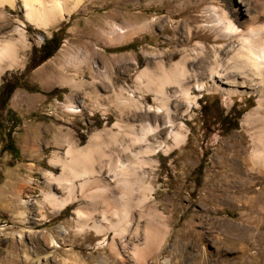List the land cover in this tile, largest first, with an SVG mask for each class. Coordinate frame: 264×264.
Segmentation results:
<instances>
[{"label": "rangeland", "instance_id": "374dc122", "mask_svg": "<svg viewBox=\"0 0 264 264\" xmlns=\"http://www.w3.org/2000/svg\"><path fill=\"white\" fill-rule=\"evenodd\" d=\"M239 2L85 0L48 28H36L26 20L21 0L0 8V44L14 45L17 54L15 65H7L0 75V86L5 77L13 76L17 81L22 76L28 83L9 102L21 120L12 135L18 157L1 152L0 136V264H61L63 259L68 264H103L111 255L115 233L108 227L121 219L116 203L108 209L105 204L112 202L108 198L98 203L100 208L95 210V204L89 210L87 202L79 199L65 209H54L46 200L53 193L60 199L69 196L64 187L58 190L50 176H61L58 161L65 160L70 147L84 150L97 137L101 148L91 155V162L98 173L91 178L104 183L107 197L118 194L121 186L107 176L106 156L115 165H135L141 178V188L131 194L129 203L130 235L116 234L122 264H264V128L260 123L264 105L259 110V81L249 79L242 88L243 81L236 75L234 87H228L211 75L218 65L219 71L232 67L230 46L216 42L213 30L222 27L218 16L243 7ZM244 2L239 32L246 34L252 20L264 26V0ZM130 27V38L109 39L113 28ZM53 38L60 42L59 50L34 69L36 51ZM181 62L190 71L187 80L181 78L190 97L185 98L176 82L166 88L171 96L167 104L158 102L155 75ZM127 99L135 102L127 104ZM160 108H169L172 124L161 131L164 135L157 134L152 162L141 165L131 150L130 130L145 123L141 114L161 116L156 114ZM112 132L117 134L115 139H110ZM175 134L184 142L175 141ZM91 178L89 184L95 182ZM76 188L79 198L81 189ZM91 221L105 224L108 242L99 244L104 237L95 234ZM52 239L60 248L51 247ZM134 245H139L142 257L136 258ZM110 262H114L111 257Z\"/></svg>", "mask_w": 264, "mask_h": 264}, {"label": "bare ground", "instance_id": "6f19581e", "mask_svg": "<svg viewBox=\"0 0 264 264\" xmlns=\"http://www.w3.org/2000/svg\"><path fill=\"white\" fill-rule=\"evenodd\" d=\"M84 1L85 0H69L68 3H65V2H62V1H55V0H21L22 4L24 6V9H25V17H26V20L30 24L36 26V28H48L51 25L56 24V22L58 20H60V19L62 20V18H64L65 15H70L72 12H74L75 10H77V8ZM14 3H13V0H0V8H3L4 6H7V5L13 7L14 6ZM239 3L241 5H243V7L245 8V5L246 4H245L244 0H241V2H239ZM243 7L242 8L241 7H238L235 10H233V12H229V13L228 12H224L222 14V16L221 15L218 16V18H219L218 24L221 25L222 27L221 28H219V27H217V28L215 27L214 28L213 31L216 32V34L218 35L217 36V39L215 38L216 39L215 41L218 42V43L225 42V43H227V46H230L229 53H232V56L229 59L228 64H231V63H233V64H232V67H229L228 69L227 68H224V70L222 69V71H219V68H221V66L218 65V66H216V68H213L212 69V71H211L212 74L211 75H212V77L215 76L214 79H216V80L218 79V82H220L222 85H225V86H228V87H234V84H233L234 82L232 81V77L234 78V77H236V75L237 76L239 75V77L243 81L241 83L242 88H246L247 87L246 84H247V81H249V79H254V78L257 79L259 81V83L257 85L258 86L257 89L261 92V95H262V97L258 101L259 110H260L263 107V105H264V26H257V25H255L256 24V21H255L256 19H255V20H252V22H251L252 25L249 26V28L247 29V31H245L246 34L244 32H239L240 31V27L239 26L244 25V23H243V17H244V15L246 13L245 12V9H243ZM141 28L143 29V27H141ZM141 28H140V30L142 31ZM132 32L133 31H132L131 27H130V29H127V30L126 29H120V28H113L112 32L109 35V39L110 40H113V41L114 40L115 41L118 40V41H121L122 42L123 40H126V39L130 38L131 35H132ZM235 43L237 45H235ZM13 46L11 44H6V45L0 44V75L4 72L5 67L7 65L14 66L15 63H16V59H17L16 58V55L17 54L15 53V48H14L15 46L14 47ZM221 49H222V47H221ZM218 58H220V57H218ZM215 60H214V62H215ZM184 66H185V64L181 62V63L176 64V66H175L176 68L171 69V70H162V72L159 75L158 74L155 75V80L154 81H156V83H157V88H156V94H155V96H156V99H157L158 102L160 101L162 103L167 104L168 100L170 99L169 97H171V96H170V94L168 96V94L166 92V88L171 83H176V82H177V85L180 86L179 91L181 89V91L184 94L185 98H187L189 96L188 95V91H190V90L187 87H184L183 85H182L183 87L181 86V81L185 80V78L190 75V71L186 67H184ZM199 70L198 71H194L193 73L199 72ZM231 70L234 72L233 73L234 75L231 73ZM195 75H198V73L195 74ZM198 77H199V75H198ZM181 78H184V79L182 80ZM195 79H197V78H195ZM186 80H187V78H186ZM183 84L185 85V83H183ZM255 87H256V85H255ZM203 88H204V86L202 84L197 89H199L200 91H202V90H204ZM124 96L125 95H123V97ZM125 101H126L127 104H130V103H134L135 102V101H133L131 99H127ZM139 102H141V101H139ZM69 109L72 112H74V113H78L79 112V111H77L73 107H70ZM136 109H137V107H136ZM151 109L152 108H149L148 109V112L151 113L152 112ZM160 109H158L156 111V114L157 115H161V116H159V117H156V116L152 117V114H149V115H142L141 114L140 120H141V122H145V123H141L140 126L137 129L134 128L135 126L134 127H131V130H130V133L131 134L130 135H133L132 136L133 138H131V139L133 140L132 142L134 143L132 145L131 150H133V152H134V159H135V161L141 163V165H145V164H148V163H151L152 162L151 153L153 151H155V149H154V146L155 145H154L153 142L157 138V134H159V133L163 134L162 132L164 131V129L170 128V127H166V126L172 124V121H171V118H170V114L171 113L169 112V108L168 109L167 108H160ZM144 113H145V111H144ZM139 115H140V113H139ZM162 115H163V117H162ZM258 115H260V114H258ZM137 118H139V117H137ZM137 118H135V120ZM251 119H252V116L249 117V121H251ZM261 120L263 122H260V123L263 124L262 126L264 128V114H263V117L261 118ZM138 122H136V123H138ZM136 123H135V125H136ZM130 125L131 124H129V126ZM162 127H165V128H162ZM109 136H110V139H115L117 137V134H115V133L112 132V133H110ZM166 139H165V141H166ZM172 139H173V136H172ZM183 139L184 138H181V137H179L178 135L175 134L174 140L177 141L178 143L184 142ZM128 140L129 139H127V142H128ZM158 140H156V141H158ZM124 143L126 144V142H124ZM159 143H160V141H159ZM100 148L101 147L99 146V138L98 137L92 139L91 142L89 143V145L86 146V148L84 150L77 151L74 148H71L70 147V149L66 153L65 160H60V162L58 161V163H60L62 165V170H63L62 172L63 173L61 174V176H59V177L50 176V181H52L55 185L58 186V190H60L61 188L64 187L69 192V196L67 198H65V199H60L57 196L56 193H53L51 195H47L46 196V200H47V202L54 209L55 208L65 209L71 202H77V201H79V199H81L82 201L85 200V202H87L89 210H92V208L95 207L94 206L95 204L98 205V207L97 206L95 207V210L98 209V208H100V206H99L98 203L101 204L102 203L101 201H106L107 202V200H105V199H108V198L112 201L110 203L108 202V203L105 204L106 206L108 205L107 206L108 209H109V206L112 205L111 203H114V204L116 203L115 205H117L118 208H121V211L118 210L119 211V216H120L121 219H120V221H118L116 219L118 222L112 224L111 226L109 225V227H108L109 230H111V231H113L115 233V235L113 237V240H112V242L110 244V252H111L110 254L111 255L109 257H107L106 259L105 258L104 259L102 258L103 260L102 259L101 260H102V263L103 264H122L120 262V260L124 259L123 258V255H122L123 252L121 253V250L118 247V243H117V239H116V236L117 235L116 234L119 233L121 235H124L125 233H127V234L130 233L129 230H128L129 229L128 221H129V217H130V214H131L130 213L131 211L129 209L130 208L129 207V205H130L129 203L131 202V194L134 191H136L137 188H141V178L139 176L140 174L138 175L139 171H137L138 169L135 167V165L129 166L128 165V162H127V165L128 166H126L124 164L115 165L113 163L114 160H112L113 158H111L110 156H106L108 158V165H107V168L105 167L106 165L104 167L108 170L107 176L112 177L113 182L118 181L119 184H120V186H121V190H120V192L118 194L116 193V195H112L111 196L110 193H112V192H110L109 194L108 193L107 194L109 196H111V197H107L106 194H105L106 193V190H107V187L104 186V183L102 182L103 185H101L99 179L98 180H95L93 178L94 180H92V178H91V177L94 176V174L98 173V172L95 171L96 169H94L93 163L91 162V160H92L91 159V157H92L91 155H93V153H95ZM128 149H129V147L126 148V149H124L123 151L126 152ZM261 154L263 156L262 157V160L264 162V149H263V151H262ZM123 156H126V155H123ZM122 159H124V158H122ZM143 167H145V166H143ZM100 168L103 169V165ZM103 171H105V169ZM65 172H67V174ZM105 172L107 173V171H105ZM128 172H130L133 176H135V178H132L130 176L131 174H129ZM97 175H95V176H97ZM145 177H146V175H145ZM90 178H91L92 181H95V182L92 183V181H91L90 183H92V184H89L88 182H89V179ZM144 179H146V178L143 177V180ZM104 180H105V178H104ZM105 184H107V183H105ZM108 184H109V182H108ZM76 187H78V188L81 189V192L79 190L80 194H78L79 195L78 196L79 198H77L76 195H75V190H77ZM111 189H112V187L110 188V191H111ZM92 190H94V193H91ZM116 192H117V190H116ZM145 199L146 198H144V200L142 199L143 201L141 200V202L144 203ZM141 202H140V204H141ZM132 206H133V204L131 205V207ZM85 209H87V208H85ZM156 210L157 209H155V211ZM83 211L86 212L85 210H83ZM90 212H92V211H90ZM95 212L96 211H94L93 213H95ZM87 213H85V214H87ZM115 213H116V211H115ZM152 213H154V212H152ZM155 214H157V213H155ZM135 216H137V215H135ZM152 216H154V215H152ZM155 217H156V215H155ZM142 218H144V217H142ZM132 219H131V222H132ZM162 219H164V217ZM96 221H94V222H96ZM103 221L105 223V220H103ZM148 222H151V221H148ZM148 222L146 224H149ZM91 223H92V227L91 226H89V227H91V229L95 232V234L96 235H99L100 237H104V240L100 241L99 244L101 245V244H104V243L108 242V238H107V234H106V229L107 228L106 229L103 228V226L105 224L103 225V224H99V223H93L92 221H91ZM108 223H109V221H108ZM154 223L157 224L156 221H154ZM89 224H90V222H89ZM151 224H153V222L150 223V225ZM158 225L159 224H157L156 226L158 227ZM137 227H139V226H137ZM153 228H155V227H153ZM146 229H149V227H147ZM155 230H157V229H155ZM135 232H137V231H135ZM159 232H161V231H159ZM165 232H166V229H165ZM145 233L147 234V232H145ZM153 233H155V232H153ZM149 234H150V236L154 235V234L151 235L150 232H149ZM156 234H157V232H156ZM134 235H136V234H134ZM163 235H165V234H163ZM125 237H127V236H125ZM134 238L135 237H133V239ZM153 238H155V236ZM165 238H166V236H165ZM47 239H45V240H47ZM144 239H146V238H144ZM149 240H153V239H149ZM154 241H155V239H154ZM45 242L46 243L47 242L49 243V241H45ZM137 242H139V241H137ZM145 242H147V241L145 240ZM148 243H150V241ZM161 244H162V242L160 243L159 246H161ZM50 245L55 250L58 249V248H60V246L58 245V243L54 239L51 240ZM122 246H124V245H122ZM137 246H139V245H137ZM137 246L134 245V247H132V251L134 252L135 255H137V254L140 253L139 252L140 250L137 248ZM126 247H124L123 250H125ZM146 248L148 249V247H146ZM128 249H131V248L128 247ZM149 250H151V249H149ZM133 252L131 254H133ZM142 252H143V250H142ZM127 253H129V252H127ZM140 254L138 255L139 257L137 256L136 258L142 257V256H140ZM98 256H101V253H100V255L98 254ZM148 256H147V258H148ZM110 257L114 259V262H110ZM147 258H145V259H147ZM138 261H140V263H141V261H143V260H140L139 259ZM68 262H69V260L63 259L62 262H61V264H68ZM145 262H146V260H145ZM143 264H145V263H143Z\"/></svg>", "mask_w": 264, "mask_h": 264}, {"label": "trees", "instance_id": "16d2710c", "mask_svg": "<svg viewBox=\"0 0 264 264\" xmlns=\"http://www.w3.org/2000/svg\"><path fill=\"white\" fill-rule=\"evenodd\" d=\"M53 45L55 46L54 49H52ZM59 48L60 42L56 41V38L45 43L40 51H36L34 69L53 58ZM27 85L28 83L24 81L22 76L18 81L13 76L11 79L5 77L3 79V84L0 86V136L4 143L1 152H9L16 157L19 156V150L15 145L12 135L14 130L21 124V120L18 115L9 108V102L18 88L21 86L26 87Z\"/></svg>", "mask_w": 264, "mask_h": 264}]
</instances>
